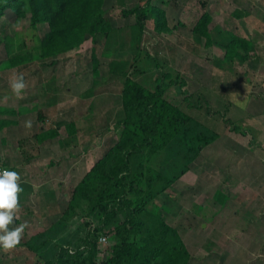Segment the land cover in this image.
Masks as SVG:
<instances>
[{
	"label": "rangeland",
	"instance_id": "374dc122",
	"mask_svg": "<svg viewBox=\"0 0 264 264\" xmlns=\"http://www.w3.org/2000/svg\"><path fill=\"white\" fill-rule=\"evenodd\" d=\"M146 1L106 0L105 18L115 28L133 25L135 18L125 19L122 11ZM152 1L153 5L165 8L170 32L157 35L153 31V23H147L139 63L147 72L143 75L133 73L135 79L152 83L164 71L170 77L165 79L166 84L171 81L177 83L166 92L169 102L180 104L186 92L191 96L203 93L205 106L209 105L213 110L230 105L227 116L208 117L207 125L223 132L221 138L204 148L191 171L158 197L154 204L160 208L166 222L178 229L192 257L189 264H264V0H176V8L172 3L163 4V0ZM204 12L213 17L209 25L214 42L211 47H206L204 39L198 41L192 34L193 26ZM47 32V25L34 30L28 18L18 21L11 12L1 22L0 89L8 87V94L12 93L9 81L18 74L16 70L1 72L9 58L31 54L36 63L30 66L33 75H29L22 96L16 98L11 94L5 100L0 97V105L19 110L22 114L29 113L28 117H11L21 121V128L29 134L35 133L36 126L41 127L38 112H43L47 126H52L53 121L61 126L59 134L64 140L68 137L66 124L76 120L80 150H96L104 140L115 138V129H104L105 121L100 119L97 109L111 107L110 111L116 115L119 95L88 96L94 81L92 51L100 61L98 90L113 87L116 91L124 80L121 77L108 80L109 65L111 62L131 63L135 53L124 49L119 38L111 46L106 42L94 46L88 40L80 49L55 59L58 64L52 66L51 61L44 64L38 59L40 41ZM231 34L249 41V50L242 54L244 61H224V46L231 41ZM24 96L26 99L23 100ZM48 97L51 98L49 101L55 99L58 102L46 109L44 99ZM193 110L196 112L192 114L198 119L206 118L207 112L203 108ZM222 115L226 113L222 112ZM229 119L230 123H225ZM29 120L33 126L30 130L24 126ZM108 125L111 127L112 121ZM21 128L12 129L8 145L6 142L4 146L0 141V155L13 154V150L18 148L21 151L16 141ZM101 131L104 135L98 139ZM82 139L87 141L86 144H82ZM29 143L33 144V141L29 140ZM50 149L58 151V140ZM90 154L84 152L76 156L77 159H72V162H78L82 173L93 162L94 156ZM63 161L64 164L55 171L57 180H63L65 174L67 164L66 160ZM80 176L76 175L73 181L77 182ZM73 184L67 183V186ZM217 192L227 197L224 204L216 200ZM85 222L90 223V228L96 224L90 218H78L74 230H80ZM109 242L108 245L98 243L100 253L96 264H104L109 257L106 248L113 244ZM24 252L12 253L11 264H23V261L28 262L35 257L27 250Z\"/></svg>",
	"mask_w": 264,
	"mask_h": 264
},
{
	"label": "trees",
	"instance_id": "16d2710c",
	"mask_svg": "<svg viewBox=\"0 0 264 264\" xmlns=\"http://www.w3.org/2000/svg\"><path fill=\"white\" fill-rule=\"evenodd\" d=\"M163 1L165 5L172 3L173 7L177 6L176 0ZM105 2L0 0V25L11 12L18 21L28 18L34 30L41 25L48 26V32L40 41L38 57L44 64L48 61L52 66L58 64L55 59L80 49L88 40L94 46L102 42L111 46L119 38L124 49L135 53L131 63L111 62L109 65L110 77L107 79L114 81L121 77L124 80L116 91L113 87L98 90L100 61L92 51L94 81L91 92L87 94L90 97L105 93L119 95V106L113 107L116 115L110 111L111 107L97 109L100 112L98 116L105 121L104 129L114 128L118 139L110 137L112 144L99 155L74 188L63 215L46 232L34 236L28 247L39 259L36 264H96L100 253L98 243L104 238L106 245L113 242L106 248L110 254L104 264H189L192 257L178 229L166 222L154 201L191 171L204 148L221 138L223 132L207 125L208 117L227 116L230 105L213 110L209 105L205 106L203 93L191 96L186 92L180 104L169 102L166 92L177 83L171 81L166 84L165 79L170 77L164 71L152 83L136 80L133 73L143 75L147 72L139 65L147 23H153V31L157 35L170 32L165 8L147 0L142 5L124 9L122 17H134L135 23L119 29L106 20ZM212 21L213 17L204 12L192 28V34L198 41L204 39L206 47L214 45L209 31ZM224 47V61H244L242 54L249 50V41L231 34V41ZM146 57L152 59L150 55ZM33 59L31 54L14 55L1 72L16 70L18 74L25 73L27 81L33 75L30 72V66L36 63ZM202 108L207 112L204 121L192 114L193 109ZM37 115L42 122L43 112ZM20 116L19 110L0 109V133L12 125H19V121L11 117ZM111 121L113 125L109 127ZM225 123H230V119ZM60 127L56 124V128L41 132L36 135L35 142L40 144L58 138ZM66 130L68 138L60 142L62 149L70 148L80 134L76 120L67 123ZM100 135H104L102 131L97 135L98 139ZM0 164L9 169L1 161ZM215 198L220 204L227 199L220 192ZM78 218H90L96 224L90 228V223L85 222L80 230H74ZM68 249H72L74 254L69 255Z\"/></svg>",
	"mask_w": 264,
	"mask_h": 264
},
{
	"label": "crops",
	"instance_id": "0c3cea01",
	"mask_svg": "<svg viewBox=\"0 0 264 264\" xmlns=\"http://www.w3.org/2000/svg\"><path fill=\"white\" fill-rule=\"evenodd\" d=\"M5 90L7 91L5 92ZM8 90H10L8 87L0 89V97L4 98V100L7 95L12 94H8ZM22 99H26L25 96ZM50 99L51 98L49 97L47 99H44L46 109L56 106L58 102L55 99L49 101ZM21 107L20 109H25ZM2 108L8 107H4L3 104H1L0 109ZM42 108L44 109V107ZM23 116L28 117L30 116V114L24 113L22 114V117ZM47 122L48 121L44 117L43 121L41 122V127L38 128V126H36L37 129L35 133L32 132L33 134H29L28 132L25 133V129L21 128V121H19V125H12L4 129L2 133H0V141L5 146L6 142L7 145L9 144V141L11 139L9 133H11L12 129L21 128V131H19V138L16 139V141H18V146L21 148V151L18 148V150H13V154H2L0 155V161L9 166L10 171H16L17 173H19L21 178L20 186L23 189V191L19 193L20 207L19 211L17 212V217L14 220L13 225H11L10 227L18 226L25 221L28 222L29 225V227L24 231L21 243L15 249L9 252L0 250V264H11V254H23L26 253L24 252L25 250L31 252L33 255H35V257L31 258L32 260H28V262L23 261V264H36L37 261H39L34 251L29 249V242L34 236L46 232L52 224L59 220V218L63 215L68 207L74 188L89 172L99 155L101 153H104L105 150L108 149L110 144H112V140L110 138L106 141L104 140L101 147L98 146V149L96 150L92 149L93 151H91V149H88L82 151L79 148L81 140L78 137L77 140L74 139V141L70 145V148L62 149L63 147L60 142L67 139H61V135L59 136L60 139H58V137L56 139H49L44 141L43 143L37 144L35 142L36 135L40 134L43 131L51 130V128H56V124H54V121L52 126H47ZM114 134L115 139H118L116 132H114ZM29 140L33 141L34 145L32 143H29ZM55 140H58V151H55V149L49 150V147L53 145ZM20 142L23 143V146L20 145ZM85 142L87 141L82 139L83 145L86 144ZM25 147L27 148L26 150H24ZM84 152H91L90 156H94V159L90 164V167L84 173H82V171L78 169V162H72V159H77L76 156L79 157ZM59 158L60 160H58ZM63 159L66 160L67 164V166L64 168L65 174L63 176V180H57L58 178L55 177V171L60 168L62 164H64ZM77 172H79L80 174L82 173L81 176ZM76 175L80 176L77 182L73 181ZM71 182L74 183L73 186H67V183ZM57 183L60 184L57 185ZM62 196H64L63 200H61ZM65 196H67V200H65ZM18 213H22L23 215H19Z\"/></svg>",
	"mask_w": 264,
	"mask_h": 264
},
{
	"label": "clouds",
	"instance_id": "9594fccd",
	"mask_svg": "<svg viewBox=\"0 0 264 264\" xmlns=\"http://www.w3.org/2000/svg\"><path fill=\"white\" fill-rule=\"evenodd\" d=\"M10 88L13 96L20 98L27 88L23 73L14 76L10 81ZM7 99V97H5ZM26 129H31L32 121H25ZM20 175L16 171L8 169L0 170V250L9 252L15 249L23 238L28 222H23L15 227L14 220L19 211V193L23 191L20 186ZM68 254L73 255L72 249H68Z\"/></svg>",
	"mask_w": 264,
	"mask_h": 264
},
{
	"label": "built area",
	"instance_id": "2783aa9c",
	"mask_svg": "<svg viewBox=\"0 0 264 264\" xmlns=\"http://www.w3.org/2000/svg\"><path fill=\"white\" fill-rule=\"evenodd\" d=\"M5 168L8 169L7 167H5V166H3V165L0 164V170H3V169H5ZM8 170H9V169H8ZM101 244H103V245L106 244V240H105L104 238L101 239Z\"/></svg>",
	"mask_w": 264,
	"mask_h": 264
}]
</instances>
